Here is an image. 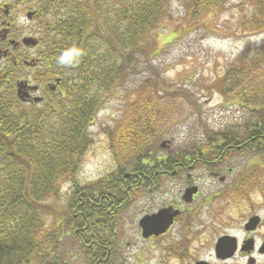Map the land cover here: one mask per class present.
I'll return each instance as SVG.
<instances>
[{"label":"trees","instance_id":"trees-1","mask_svg":"<svg viewBox=\"0 0 264 264\" xmlns=\"http://www.w3.org/2000/svg\"><path fill=\"white\" fill-rule=\"evenodd\" d=\"M172 1L44 0V18L38 26L40 56L49 78L59 81L60 96L46 100L40 108L18 103L11 109L0 98V264H60L42 243L47 235L54 244L60 232H69L77 243L85 244L95 237L101 242L108 235L82 226L94 224L91 214L99 196L122 192L123 176L114 172L84 185L75 176L89 146L88 129L105 100L135 72L140 60L149 62L156 55L155 37L171 20ZM227 1L190 0L185 4L187 23L195 25L223 10ZM238 23L236 36L263 33L264 0H256L252 16ZM263 65L264 45L251 62L252 72L259 75ZM257 87L251 99L242 100L251 115L245 123L219 130L204 128V145L175 150L177 156L168 159L212 161L225 150L237 152L239 146L248 156V166L234 192L242 180L260 174L257 171L264 168L262 163L259 166L264 162V80ZM166 88L162 82L146 80L126 121L109 133L124 162L155 160L153 154L167 130L162 126L174 112ZM234 89L240 97L250 91L243 80L235 82ZM65 184L71 193L61 206L60 189ZM95 192L101 195L95 197ZM83 254L92 256L85 247Z\"/></svg>","mask_w":264,"mask_h":264},{"label":"rangeland","instance_id":"rangeland-1","mask_svg":"<svg viewBox=\"0 0 264 264\" xmlns=\"http://www.w3.org/2000/svg\"><path fill=\"white\" fill-rule=\"evenodd\" d=\"M189 1L173 0L170 3L171 20L164 24L155 37L158 48L156 55L149 62L140 60L135 72L126 76L124 83L115 88L113 95L105 100L96 114L87 133L89 146L75 176L79 185L107 179L114 172L122 170L124 160L118 157L121 152H115L118 146L116 143L111 144L109 133L126 121L131 103L136 101L133 99L138 90L144 91L146 80L150 79L156 84L162 82L169 89L165 96L172 99L167 101L173 103L174 112L162 126V129L167 130L161 141L169 142V152L173 154L175 150L185 149L191 144L204 145V128L219 130L238 127L251 117L250 109L242 100L246 96L251 99L258 90L257 82L264 80V65L259 75L252 72L251 67L257 49L264 45V32L244 37L236 36L235 32L240 20L252 16L256 0H228L223 10L214 12L192 26L187 23L185 8ZM240 80L247 82L250 88L243 97L237 96V90L234 89L235 82L239 83ZM157 150L156 155L160 151L162 154L164 152L159 148ZM247 161L245 153L226 160L218 168V172L226 178L224 183L201 170L193 173L195 179L192 182L200 186V200L205 202L192 221H195L194 231L203 232H200L195 243L190 244V258L182 264H194L195 257L212 262L213 246L221 236H234L239 244L244 238L243 224L252 215L260 218V225L252 236L257 247L264 244V168L257 171L260 174L254 173L252 177L242 180L241 188L234 192L236 182L243 179L241 175L247 172ZM260 164L264 167L263 161ZM228 169L232 171L228 172ZM70 193L68 184L60 189L61 206L66 204ZM127 214L135 218L137 207L134 206ZM130 225H133L131 220L123 221V228L118 234L119 241L130 236L131 232L125 233ZM47 236L41 241L59 261L66 260L65 264H73L69 261L81 257L76 240L69 232H60L56 238L59 240L57 244ZM131 239L133 248L128 251L129 256H138V242L133 236ZM158 257L159 253L155 252L153 258L144 264H159ZM253 262L264 264V253L256 254ZM167 264L178 263L171 260ZM225 264L247 262L244 258Z\"/></svg>","mask_w":264,"mask_h":264},{"label":"flooded vegetation","instance_id":"flooded-vegetation-1","mask_svg":"<svg viewBox=\"0 0 264 264\" xmlns=\"http://www.w3.org/2000/svg\"><path fill=\"white\" fill-rule=\"evenodd\" d=\"M43 2L44 0H0V98L10 109L15 108L18 103L37 107L46 100L57 99L58 95L60 96L59 82L56 83V78H49L46 67L43 66L44 58L40 56L38 26L44 18L41 9ZM25 40L31 42L24 43ZM37 99L40 101L35 103L34 100ZM169 148V145L163 148V154L161 151L157 153L153 161L124 162L122 170L116 171L125 180L120 194L94 193L95 197L101 195L98 202H95L96 208L91 214L94 224L82 226V229L108 235L101 242L96 237L89 244L76 241L81 257L69 262L144 264L153 258L155 252L159 253L157 259L159 264H167L171 260L182 264L189 260V246L195 243L200 232H203L194 231L195 221L192 220L205 202L203 199L200 200V186L192 182L195 179L193 173L201 170L214 180L224 183L226 178L218 172V168L232 156L243 153L237 146L235 148L237 152L225 150L212 161L199 157L193 160L189 157L169 160L177 156L169 152ZM129 166L132 167L131 170H128ZM192 189L193 192L190 191ZM134 206L137 207L136 217H128V211ZM125 219L133 222V225L127 227L130 230L127 231L126 228L125 232L131 234L126 236V240L123 236L124 240L119 241L118 234ZM258 227L253 231H246L243 224L244 238L239 244L234 236H229L235 238L237 242L235 252L230 258H217L215 246L219 237L213 246V261H201L195 257L194 264L200 262L225 264L244 258L247 264H254L253 257L264 253H260L262 244L257 247L252 236ZM131 236L139 246V255L134 257L128 253L133 248ZM112 239L116 241L117 246H113ZM249 240L252 244L247 249L244 243ZM83 247L88 248L92 256H84ZM65 263L66 260L60 261V264Z\"/></svg>","mask_w":264,"mask_h":264},{"label":"water","instance_id":"water-1","mask_svg":"<svg viewBox=\"0 0 264 264\" xmlns=\"http://www.w3.org/2000/svg\"><path fill=\"white\" fill-rule=\"evenodd\" d=\"M30 40H25L24 43H28ZM31 42V41H30ZM34 89V88H32ZM40 100H34L35 103L39 102ZM167 146V142L163 141L160 143V148H165ZM193 192V189L190 190ZM260 223V218L258 216H253L251 217L248 222L245 224V229L246 231H253L256 229V227L259 225ZM252 244V242L249 240L247 242L244 243L245 248L249 249ZM236 249V239L229 237V236H224L221 237L217 240L216 246H215V252H216V256L219 259H228L230 258L233 253L235 252ZM264 252V244L261 246L260 248V253ZM196 264H205L203 262L200 263H196Z\"/></svg>","mask_w":264,"mask_h":264}]
</instances>
